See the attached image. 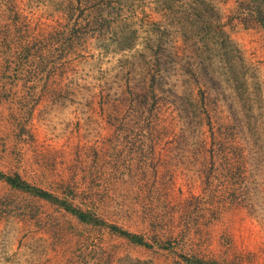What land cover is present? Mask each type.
Returning <instances> with one entry per match:
<instances>
[{"label":"rangeland","instance_id":"obj_1","mask_svg":"<svg viewBox=\"0 0 264 264\" xmlns=\"http://www.w3.org/2000/svg\"><path fill=\"white\" fill-rule=\"evenodd\" d=\"M112 1L73 44L68 0L0 5V171L103 220L0 179V264H264V0Z\"/></svg>","mask_w":264,"mask_h":264},{"label":"trees","instance_id":"obj_2","mask_svg":"<svg viewBox=\"0 0 264 264\" xmlns=\"http://www.w3.org/2000/svg\"><path fill=\"white\" fill-rule=\"evenodd\" d=\"M115 4H113L112 0H68L63 13L67 15V25H69V22L71 25L67 27H57L56 25H53L49 31L46 29H40L35 36L26 35L27 37L22 44L21 50L19 51L17 62L21 66L31 62L30 59L32 57V51L41 45L45 32L47 31L48 33L51 32L53 40H57L61 37L64 31L69 33V36L65 41H68L71 44L75 43V41L79 42L85 40L88 35H96L97 32L99 33L100 30L107 26L109 17L112 16L114 11L117 9ZM0 5H3L8 10H11V8H18L10 7L7 0H5V3H0ZM119 9L121 8L119 7ZM86 12L89 13L87 14ZM18 13L20 14L21 19L19 9ZM15 16L18 15L15 14ZM26 29H28L26 33L31 34L30 24L27 25ZM3 44L4 39L3 36L0 35V45ZM0 179H4L12 188L29 192L35 196L61 205L66 210L74 213L82 221L93 222L98 219L101 223L103 222V220L94 215L93 212L74 206L70 198L72 194L70 195L69 192H65L64 196L61 197L48 189L32 184L31 182L23 179L19 174H6L0 171ZM110 227L118 234L130 239L132 242L149 245L143 235L120 228L117 225H110ZM184 259L192 264H220L217 261H206L197 257H185Z\"/></svg>","mask_w":264,"mask_h":264}]
</instances>
